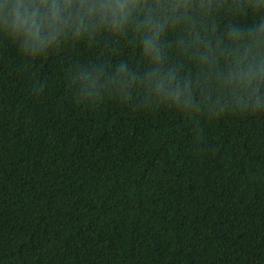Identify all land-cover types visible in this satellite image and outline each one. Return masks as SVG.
I'll list each match as a JSON object with an SVG mask.
<instances>
[{
  "label": "trees",
  "instance_id": "obj_1",
  "mask_svg": "<svg viewBox=\"0 0 264 264\" xmlns=\"http://www.w3.org/2000/svg\"><path fill=\"white\" fill-rule=\"evenodd\" d=\"M92 54L29 71L0 38V264H264V117L196 133L167 112L62 102V66Z\"/></svg>",
  "mask_w": 264,
  "mask_h": 264
},
{
  "label": "clouds",
  "instance_id": "obj_2",
  "mask_svg": "<svg viewBox=\"0 0 264 264\" xmlns=\"http://www.w3.org/2000/svg\"><path fill=\"white\" fill-rule=\"evenodd\" d=\"M20 66L87 48L59 73L62 102L205 120L264 117V0H0ZM34 95L50 87L43 71Z\"/></svg>",
  "mask_w": 264,
  "mask_h": 264
}]
</instances>
